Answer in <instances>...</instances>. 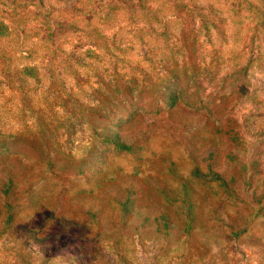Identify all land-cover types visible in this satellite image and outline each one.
<instances>
[{
	"label": "rangeland",
	"instance_id": "374dc122",
	"mask_svg": "<svg viewBox=\"0 0 264 264\" xmlns=\"http://www.w3.org/2000/svg\"><path fill=\"white\" fill-rule=\"evenodd\" d=\"M250 2L264 12V0H154L149 19L146 2L0 0L13 28L0 53L36 68L29 99L54 121L50 150L31 144L35 118L14 93L0 96V131L19 133L12 152L21 160L10 219L0 197V264H264V29ZM13 5L26 29L8 17ZM92 41L104 43L98 63L82 54ZM55 50L63 55L49 63ZM66 57L97 63L76 69L91 83L103 75L111 101L136 77L127 83L135 112L119 128L130 149L100 143L84 113L59 108L78 98L95 107L91 119L105 113L99 92L63 72ZM165 85L184 91L171 109L158 102Z\"/></svg>",
	"mask_w": 264,
	"mask_h": 264
},
{
	"label": "trees",
	"instance_id": "16d2710c",
	"mask_svg": "<svg viewBox=\"0 0 264 264\" xmlns=\"http://www.w3.org/2000/svg\"><path fill=\"white\" fill-rule=\"evenodd\" d=\"M124 1L127 4L138 2V6H140V3L146 2L145 7L144 6L141 7L142 9L147 10V13L144 14V17H148V18L155 17L156 15V13H153V9H151L152 6H150L154 0H124ZM249 6H250L249 14L251 18L254 21L256 20L255 24H259V26H261L264 29V27L262 26L264 24L263 23L264 22V12L261 10V8L258 5L253 4V2H250ZM133 8H137V7H133ZM179 10L180 8L177 7V12H181ZM237 10L238 8L233 9L234 12H237ZM9 12L10 14L8 15V17L11 19L13 23L16 24L18 29H21V28L26 29V24H24L23 16L20 15L17 5H13V7H9ZM176 15L177 14H175L174 16ZM176 18H180V16L178 17L176 16ZM48 21H49V18L47 19L46 22L48 23ZM145 23L147 22L144 21V24ZM163 25H164V28H162V31L160 33L161 36L164 34V29L167 28L166 23H163ZM12 30L13 28L9 26V23H7L2 18H0V37H3L4 34H11ZM51 32L52 31L50 30L49 33ZM179 36L180 37H175V40L177 41V43H180V44L183 42V46H184L185 45L184 29L180 31ZM100 37H101V40H104L102 39L104 38L102 34L99 35V38ZM41 41H43V38L41 39ZM92 42H94L93 43L94 48L89 47L88 49H86L85 54L84 53L82 54L85 56V59L91 58V56H93L94 58L97 59L96 61L98 63L102 60V53H100V51H98L97 48L104 49V43L100 41H92ZM29 54L30 53H28V51L26 50L23 52L22 55L25 58H28L30 56ZM60 54L63 55V53H60ZM60 54H58L57 51L54 52V54L50 53L51 56L48 62L52 63L54 59V61H57L58 63L59 62L58 57H61ZM68 59L69 58L66 57L60 61V63L66 70L63 72L65 73L70 72V73L77 74L76 76L74 75V79L77 81L80 87L83 88L82 84H86L94 91L99 92V96L97 95L95 97H96V100L100 104L104 105L102 106L105 108L103 109L105 113H103L102 115H99L98 118L91 119L89 116H87L88 115L87 112L93 111L95 107L89 106L86 104L84 105V103L80 102L78 98H74L75 103L72 107L68 105L69 103H66L64 100H62L60 102L59 108L65 109L66 114L69 115L68 117L78 116L79 112H82L81 114L84 113L83 114V119H84L83 124H86L92 136H95L97 139H99L100 143L111 145L116 149H121V150L130 149L131 145L127 143L125 139L121 137L119 128H122L125 125V123L128 120H130L134 115L135 109L133 108L132 110H130L128 109V107L130 106L133 107L135 103L133 102L135 96L132 93H130L127 83H132V82L134 84L137 83L136 77H131L130 79L132 80L129 79L125 82V86L127 87V92H128L126 95H120L119 97H117V99L111 101L109 96H106V98L105 97L102 98V95L100 93V92H103V90L105 89V85H103V82H104L103 75L100 76L98 73V75H95L98 80H96L95 83L94 82L91 83L88 80V78H86L87 74H84V75L80 74L79 71H77L76 69L77 66H80V67H85L89 69L90 71H94V70L97 71L98 70L97 63H88V62L85 63L86 61H82V60L80 61L78 59L76 60V58L72 57V59L74 60V63L70 65L68 63ZM178 67H180L179 63L176 64L175 68H178ZM113 72L114 74H117V73H120L121 71H119L118 68H115ZM170 73H171V77L175 80H179L181 78L180 75H176V73H172V71ZM26 79H34V81L38 80V74H37L36 68L33 65H28V64L27 65L22 64V65L16 66L13 63H9L8 57H5V55H2L0 53V96L8 95L7 90H9L11 93H14L18 97V104L20 107L19 109L29 110L32 116L35 118V123L33 125L28 126L31 129V133L27 140L31 144H41L43 148L50 150V148L48 147L49 145L45 143L47 142L45 138V134L49 132L51 133L54 132V121L50 117L47 118L48 115H45L46 114L45 109H41L38 106L33 105L31 103L29 99V91L27 90L26 85H25ZM3 83H6V88L3 86ZM167 86L164 88L163 92L161 93L160 99H159L160 101L158 102L165 104L164 105L165 108L171 109L177 103L179 104L181 97L184 94V91L183 89H176V90L171 89L169 85ZM162 106L159 105V108L160 107L162 108ZM120 107L123 109H126V111L128 110L127 114H123V112H120L119 110ZM65 120L66 119L61 120L60 123L64 122ZM29 128L28 130L30 131ZM18 136H19L18 132L17 133H5V132L0 131V197L5 204L6 213H8V219H10L11 217L10 212H11V209L13 208V205L11 203V193L13 190V184H14V180L16 177V170H15L16 167L12 163L21 162L20 158L18 157L17 159L16 155L12 152V147L18 144ZM48 157H49V160L52 159L50 155H48ZM214 176L220 182V184L224 188L227 189L228 185L224 177L221 176V174L219 173H215ZM191 220L192 218L188 217L187 226L185 229L186 233L191 232V228H192ZM68 235H71V234L69 232H60L58 235H56V238H61V237H65Z\"/></svg>",
	"mask_w": 264,
	"mask_h": 264
}]
</instances>
